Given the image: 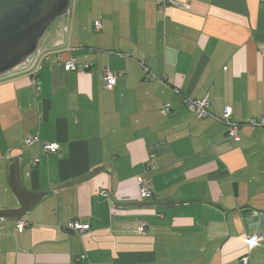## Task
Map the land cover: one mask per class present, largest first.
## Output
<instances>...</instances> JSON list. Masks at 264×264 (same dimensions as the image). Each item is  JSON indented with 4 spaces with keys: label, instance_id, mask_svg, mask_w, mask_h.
Segmentation results:
<instances>
[{
    "label": "crops",
    "instance_id": "crops-1",
    "mask_svg": "<svg viewBox=\"0 0 264 264\" xmlns=\"http://www.w3.org/2000/svg\"><path fill=\"white\" fill-rule=\"evenodd\" d=\"M83 1L100 11L93 34L69 14L0 75V208L17 205L15 157L25 189L47 192L21 231L0 221V264H264V226L249 246L246 222L264 215V124H249L264 118V0ZM226 106L237 139L218 119Z\"/></svg>",
    "mask_w": 264,
    "mask_h": 264
},
{
    "label": "water",
    "instance_id": "water-1",
    "mask_svg": "<svg viewBox=\"0 0 264 264\" xmlns=\"http://www.w3.org/2000/svg\"><path fill=\"white\" fill-rule=\"evenodd\" d=\"M70 0H0V75L28 61L39 47L49 26L68 13ZM101 169L64 183L60 188L86 180ZM7 185L16 200L12 208H0V221L19 220L30 212L47 193L28 191L22 184L20 159L15 157L8 165ZM264 215L246 219L250 229L262 231Z\"/></svg>",
    "mask_w": 264,
    "mask_h": 264
},
{
    "label": "built area",
    "instance_id": "built-area-1",
    "mask_svg": "<svg viewBox=\"0 0 264 264\" xmlns=\"http://www.w3.org/2000/svg\"><path fill=\"white\" fill-rule=\"evenodd\" d=\"M95 28L96 29L100 28L99 22L95 23ZM116 54L120 57L126 56L125 54L120 53V52H116ZM74 66H75V59L72 57L69 61L65 62L64 69L66 71H68V70L73 69ZM84 66L89 67V64L86 63ZM32 76L34 79H37V76H38L37 71L33 72ZM103 81H104V84L106 87H111L115 84L116 77L110 71L107 70V71H105V73L103 75ZM174 92L178 93L179 91L177 89H175ZM184 104H185L186 109L190 113H192L198 117H205V116L210 114L208 111L210 101L206 97L201 98V99H196V98H191V97L186 96V97H184ZM168 110H169V107H168V105H166L165 107H163L162 112L166 114L168 112ZM231 113H232L231 107L226 106L223 109L222 116L218 119L226 125L227 135L229 137H233V138L237 139L238 138L237 134H238L239 124L231 120ZM249 124L254 125V126L259 125V124H264V118L261 120V122H257L256 120H251L249 122ZM38 141H39V138L37 135H35V136L30 137V138H27L25 140V144L26 145L37 144ZM57 148H58L57 145L54 143H44L43 144V151L44 152H54L57 150ZM140 193H141V196H148L150 194V191L148 189H146L144 186H142L140 189ZM102 194L106 195L105 191H102ZM25 225H26V223L24 221L18 220L15 224V227L18 231H21ZM143 227H144V224H141L138 228L139 231H142ZM66 228L75 232V233H82V232L89 230L90 227H89V224H87V223H80L78 221L71 220V221L67 222ZM262 238H263V232L262 231L255 232L248 237L247 244L249 246H252L255 243H257L258 241H260ZM241 261H242V264H248V258L247 257H243Z\"/></svg>",
    "mask_w": 264,
    "mask_h": 264
},
{
    "label": "rangeland",
    "instance_id": "rangeland-1",
    "mask_svg": "<svg viewBox=\"0 0 264 264\" xmlns=\"http://www.w3.org/2000/svg\"><path fill=\"white\" fill-rule=\"evenodd\" d=\"M76 3H77V0H70V7H69V10H68V13L66 14V17H64V16H62V17H59V18H57L50 26H49V28H48V30L45 32V34H48V33H50V31H52L53 29L55 30L57 27H58V25L60 24V23H62V24H67V22H65V21H67V19L69 18V14H71V16H70V19H71V22L74 20V22L76 23V24H82V23H86L88 26H89V28H90V32H91V34H93L94 32L92 31V25H93V19L97 16V14L98 13H100V11H99V9L97 10L96 8L95 9H93V8H90V9H88L86 6H85V3H84V1L83 0H81V2H80V8H77V10L78 9H81L82 10V14H81V16L79 17V16H75V14H74V9L76 8L75 6H76ZM80 10V11H81ZM75 17V18H74ZM80 18V19H79ZM44 34V35H45Z\"/></svg>",
    "mask_w": 264,
    "mask_h": 264
}]
</instances>
